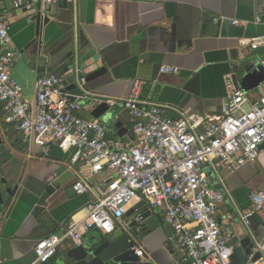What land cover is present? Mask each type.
Masks as SVG:
<instances>
[{"label": "crops", "instance_id": "crops-1", "mask_svg": "<svg viewBox=\"0 0 264 264\" xmlns=\"http://www.w3.org/2000/svg\"><path fill=\"white\" fill-rule=\"evenodd\" d=\"M15 1L0 0V14L10 26V48L15 53L10 76L28 100L35 97L37 79L74 76L75 67L87 78L85 89L97 95L127 97L132 81H143L141 99L172 107L167 114L174 119L178 112L221 116L228 96L227 75L234 77L236 88L248 100L244 110L264 96V48L253 50L247 44L264 36V12L256 0H67L69 9L57 0L50 5L35 0L31 11L16 8ZM224 20L242 28V37L224 35ZM69 57L71 63L65 65ZM163 66L177 71L161 73ZM98 107L85 105L78 114L101 122L110 138L132 146L128 130L134 119L129 112ZM0 127V264H30L36 243L82 219L87 204L95 201L97 190L111 177L103 172L88 178L91 192L77 195L73 185L86 167L71 161L72 149L23 145L4 122L1 102ZM213 165L216 175L210 168L206 171L209 186L219 189L221 179L228 190L216 219L223 232L233 234L230 263L264 264L261 255H253L255 243L264 245L262 212L250 200L253 192H264V149L255 163L233 171L219 161ZM141 206L134 199L114 232L92 229L77 245L62 243L45 264H185L167 243L168 230L159 219L150 214L155 228L142 230V223L131 226L134 211ZM240 215L246 216L247 225ZM131 239L143 250V257L118 261Z\"/></svg>", "mask_w": 264, "mask_h": 264}, {"label": "built area", "instance_id": "built-area-1", "mask_svg": "<svg viewBox=\"0 0 264 264\" xmlns=\"http://www.w3.org/2000/svg\"><path fill=\"white\" fill-rule=\"evenodd\" d=\"M34 1L16 0L14 6L31 11ZM42 1L48 5L54 2ZM10 44V26L0 14V102L4 122L18 133L23 145L58 144L72 149L71 161L86 167L85 174L73 185L77 195L91 192L88 178L103 172H109L111 177L97 190L95 201L87 204L82 219L69 222L60 234H51L36 243L30 264L47 263L62 243L77 245L92 229L111 234L122 226L127 206L134 199L142 206L135 209L131 221L143 223L142 215L148 209L168 230L167 243L179 252L185 264H231L229 243L233 234L223 232L216 219L228 190L221 179L219 189L211 188L206 171L210 168L216 175L214 161L230 171L257 161L264 144V96L244 110L248 100L234 86L232 75H227L224 83L228 96L221 116L178 112L179 117L174 119L167 114L172 107L141 99L143 81L134 79L127 97L97 95L85 89V75L75 67V83L80 91L75 101L64 92L63 79L55 75L37 79L35 97L28 100L23 88L10 76V66L15 61ZM247 44L253 50L264 48V36ZM261 66L264 69V58ZM176 71L172 67L160 68L161 73ZM85 105L128 111L134 119L128 130L133 145L110 138L101 122L82 119L78 113ZM250 200L262 212L260 228L264 232V192H253ZM240 218L248 224L246 216ZM130 243L135 256L143 257L135 240ZM254 254L261 255L264 261V245L255 243Z\"/></svg>", "mask_w": 264, "mask_h": 264}, {"label": "water", "instance_id": "water-1", "mask_svg": "<svg viewBox=\"0 0 264 264\" xmlns=\"http://www.w3.org/2000/svg\"><path fill=\"white\" fill-rule=\"evenodd\" d=\"M57 2H58V4L62 5V7H64V8H67V9L71 8V4L67 0H57ZM256 6L260 7L261 12H264V0H256ZM221 30H222L224 35H232V36L237 37V38L242 37V33H241L242 28L234 26L231 23V21H229V20L222 21ZM68 36H71V32L68 33ZM70 63H71V59L69 57V59H67L64 64L69 65ZM100 73L101 72L90 75L88 77V80L93 79L95 76L99 75ZM55 76L60 77L59 75H55ZM62 79H63V85L65 87L64 92L69 93V95H70L69 98L71 101H75V96L80 93V91L78 90L77 85L75 83V77L70 76V77H65ZM86 81H87V78H86ZM232 81L234 84V77L233 76H232ZM234 86H235V84H234ZM235 87H237V85ZM100 109H104L106 111L108 109V107L99 106L97 110H100ZM2 140H3L2 131H1V127H0V146L3 143ZM259 149L262 151L264 149V144L261 145ZM50 190H53V189L50 188L49 191ZM70 190H72V189H70ZM149 217H150L149 212L143 213V215H142L143 223L141 224L142 230H144L145 227H148L149 229H151V228H155L157 226L155 219L149 218ZM131 226H137V223L132 222ZM117 260L118 261H137L138 258L135 256L134 251L129 248L127 251L121 253V255H119Z\"/></svg>", "mask_w": 264, "mask_h": 264}, {"label": "rangeland", "instance_id": "rangeland-1", "mask_svg": "<svg viewBox=\"0 0 264 264\" xmlns=\"http://www.w3.org/2000/svg\"><path fill=\"white\" fill-rule=\"evenodd\" d=\"M137 195H139V194L137 193Z\"/></svg>", "mask_w": 264, "mask_h": 264}]
</instances>
